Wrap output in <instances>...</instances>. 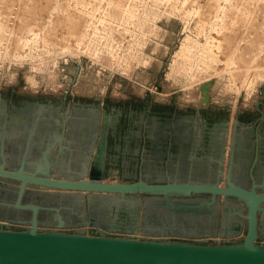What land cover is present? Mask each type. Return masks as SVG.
Instances as JSON below:
<instances>
[{
  "label": "water",
  "instance_id": "water-1",
  "mask_svg": "<svg viewBox=\"0 0 264 264\" xmlns=\"http://www.w3.org/2000/svg\"><path fill=\"white\" fill-rule=\"evenodd\" d=\"M211 84H202L203 106L211 101ZM8 109L0 95V264H264V167L259 166L264 137L252 138L238 116L228 160V122L221 135H212L216 167L209 178L153 181L143 173L123 172L118 178L106 169L112 115H102L99 106L79 113L70 102L63 112L60 106L49 112L57 124L48 134L54 139L44 148H21L18 165L15 155L3 152V140L25 133L6 131ZM44 111L27 106L19 116L39 122L46 119ZM79 131L89 140L84 159L75 164L72 138ZM251 145L256 149L253 165ZM35 152L43 158L32 159ZM87 227H95L94 234ZM236 230H244L241 239L197 241Z\"/></svg>",
  "mask_w": 264,
  "mask_h": 264
},
{
  "label": "rangeland",
  "instance_id": "rangeland-1",
  "mask_svg": "<svg viewBox=\"0 0 264 264\" xmlns=\"http://www.w3.org/2000/svg\"><path fill=\"white\" fill-rule=\"evenodd\" d=\"M207 81L203 113L230 129L238 116L252 138L264 137V0H0L8 119L21 118L26 100L61 112L75 100L103 114L120 109L109 134L125 135L131 102L193 115Z\"/></svg>",
  "mask_w": 264,
  "mask_h": 264
},
{
  "label": "crops",
  "instance_id": "crops-1",
  "mask_svg": "<svg viewBox=\"0 0 264 264\" xmlns=\"http://www.w3.org/2000/svg\"><path fill=\"white\" fill-rule=\"evenodd\" d=\"M149 100L151 101V99ZM149 100L145 99L144 101ZM71 102L75 106L78 105L80 108L79 113H81V109H86L83 111V114H87V110L92 106L90 104L76 102L75 100ZM23 104L44 108L43 115L46 119L43 121L39 120V122L34 119L26 120L24 118L6 120L4 127L6 131L15 128L16 130L12 132L16 134L18 132L25 133V135L17 136L13 139L6 137L3 140V152L5 154L9 152L10 156L15 155V162L18 165L21 164V159L24 156L21 148L23 149L26 145H40L44 148L46 143L54 139L52 138L53 135L50 137L48 134H53L57 130V124L53 119L49 118L50 110L56 108L53 103L30 99L29 101H23ZM103 104L101 102V105ZM206 106H198L193 115L183 113V111L178 112L177 110L180 109H176L173 116L168 117L164 111L158 112L154 109L152 104L144 106L140 112V109L138 110L135 104L131 102L127 114V120L131 123V127L128 129L127 134L119 133L118 135L116 133L111 136L109 133L113 128L111 127L108 130L105 147L106 169H112L113 175L117 177L121 176L123 172H127L132 176H139L143 173L144 176L153 181L159 178L167 179L169 176L181 180H198L202 175L205 178H209L216 167V161L213 155L215 148L210 131V124H215L214 121L217 115L203 113L205 112L204 108ZM117 112L118 114L121 113V115L123 113L120 109ZM168 120H171L172 123V127L170 128L165 126ZM114 124L115 117L112 116V125L114 126ZM67 133L68 128L66 129L65 139L63 140L64 145L69 140ZM72 139H74V142H72L74 152L70 155L73 158L71 160L73 162L75 161V164H79L84 159V144L89 139H87L83 131L77 132V135ZM99 143L100 136L95 140L93 159H95L94 157ZM35 153V155L31 154L32 159L41 160L43 158L42 152ZM228 153L225 157L226 160ZM225 162L227 163V161ZM85 229L90 234H94L96 231L95 227H87ZM236 231V233L225 236L224 238H227L228 241H233L241 239L245 234L244 230ZM216 237H222L220 232Z\"/></svg>",
  "mask_w": 264,
  "mask_h": 264
},
{
  "label": "flooded vegetation",
  "instance_id": "flooded-vegetation-1",
  "mask_svg": "<svg viewBox=\"0 0 264 264\" xmlns=\"http://www.w3.org/2000/svg\"><path fill=\"white\" fill-rule=\"evenodd\" d=\"M112 113L115 115V114H117V111H116V110H113V111H111V114H112ZM109 114H110V113H109ZM111 114H110V115H111ZM113 114H112V115H113ZM114 115H113V116H114ZM114 117H115V116H114ZM223 123H224V122H220L218 125H216V124H214V125L212 124V125H211V130H210V131H211V134H212L213 136L215 135L214 133H217V132H219L220 135H221V133L224 131V128H223V125H224V124H223ZM165 126H166L167 128H168V127H169V128L172 127L171 120H168V121H167V124H165ZM126 127H127L126 130H128V129L131 127V123L128 122V120L126 121ZM259 133H260V132H259ZM118 135H119V134H118ZM255 138H256V137H255ZM261 150H262V154H263V153H264V142L262 143V149H261ZM263 157H264V156H263ZM253 163H254V162H252L251 165H253ZM260 165H261L262 167H264V159H263V164H262L261 162H259V166H260ZM263 169H264V168H263Z\"/></svg>",
  "mask_w": 264,
  "mask_h": 264
},
{
  "label": "bare ground",
  "instance_id": "bare-ground-1",
  "mask_svg": "<svg viewBox=\"0 0 264 264\" xmlns=\"http://www.w3.org/2000/svg\"><path fill=\"white\" fill-rule=\"evenodd\" d=\"M186 45H188V44H184V45H182L183 46V49L182 50H180L181 51V53H180V55H186V54H188V57L190 56V52H188L189 51V49L190 48H187V47H185ZM179 51V52H180ZM212 54V53H211ZM178 55V54H177ZM210 57V56H209ZM207 59H208V56L205 58V61H207ZM259 74V73H258ZM228 128H229V131L227 132L228 133V140H229V143H230V139H231V135H232V129H233V123H232V127H231V129H230V127H229V124H228ZM5 139V138H4ZM229 143H228V147H229ZM244 153V152H243ZM241 157H243V155L241 156ZM227 160H228V158H227ZM226 161V160H225ZM238 163V162H237ZM226 173V172H225ZM221 185H224V184H221Z\"/></svg>",
  "mask_w": 264,
  "mask_h": 264
},
{
  "label": "built area",
  "instance_id": "built-area-1",
  "mask_svg": "<svg viewBox=\"0 0 264 264\" xmlns=\"http://www.w3.org/2000/svg\"><path fill=\"white\" fill-rule=\"evenodd\" d=\"M137 237H140V235H138ZM169 238H172V237H169ZM224 240L228 241V239L224 237H205V238L197 239V241L210 242V243L223 242Z\"/></svg>",
  "mask_w": 264,
  "mask_h": 264
}]
</instances>
